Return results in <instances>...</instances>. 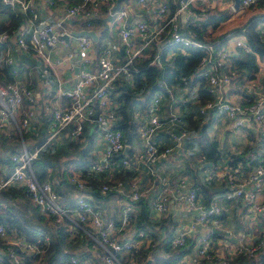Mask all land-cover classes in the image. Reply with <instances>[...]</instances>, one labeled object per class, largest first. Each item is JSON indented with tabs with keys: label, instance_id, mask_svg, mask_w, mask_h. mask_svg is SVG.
<instances>
[{
	"label": "built area",
	"instance_id": "2783aa9c",
	"mask_svg": "<svg viewBox=\"0 0 264 264\" xmlns=\"http://www.w3.org/2000/svg\"><path fill=\"white\" fill-rule=\"evenodd\" d=\"M56 0H0L3 4L22 10H29L30 17L14 33L15 42L25 54L34 57L40 63L42 83L50 87L48 78L53 64L62 60H71L78 57L85 64H91L89 50L93 44L90 37L78 36L75 51H69L62 59L52 58L51 51L60 40L59 34L68 33L61 29V23L55 21L51 24L34 26L39 6L43 3H54ZM61 1V0H59ZM65 1V0H62ZM155 0H137L141 6ZM206 0H179L177 7L163 17L168 8L166 3L151 12V20L142 18L129 21L126 9L113 11L114 21L118 22V34L122 43L125 57L119 63L111 59L109 48L103 47L97 56L94 68H79L76 77L70 85L66 82L70 78L59 80L62 85L57 88V94L65 98L64 102L51 103L48 92L44 96L46 103L44 110L48 114L43 142L28 150L24 143L23 132H27L31 124L40 120L37 117L36 101L39 93L30 87L26 80L17 78L20 66L10 55L8 47L0 51L1 65H7L9 74L13 76L11 82H0V130L4 135L10 136L17 132L20 138V147L17 153L11 155L12 168L6 176H0V191L8 186L21 188L39 212L46 218L52 216L55 224L67 226L71 238L88 236L83 249L85 252L71 253L67 264H137L132 253L140 248H147L153 237L142 229H133L130 237L121 238L120 232L130 227L137 215V206L134 202L145 197L149 185L143 189L138 183L128 185V198L118 207L116 219L107 218L102 211L92 202L90 195L91 179L96 174L109 170L116 158L123 165H128L132 160L123 155L126 147L123 131L117 127L122 118L118 107L120 91L116 90L118 78H130L131 72L136 71L134 61L144 56V50L159 41L162 36H168L166 42L183 46H197L204 53L197 67V76H205L207 90L211 97L202 100L198 106V113L211 119L226 118L231 122L232 130H249L256 137L252 139V150L246 154L245 164L240 158L242 149L238 148L222 161L209 163L204 178L213 177L222 182L220 193L212 194L203 200L197 188L192 185L193 175L181 174L177 182H172L167 176L157 172L160 161H166L177 155L181 147L182 136L186 137L187 131L181 130L180 135L175 129H167V135L173 140L172 144L159 145L155 139L158 130L167 124H179L183 117L174 113L161 116L160 95H154L146 106L147 119L139 128V138L142 152L137 159L143 163L146 172L159 183V190L149 201L150 210L167 215L170 211L171 197L180 189L185 190L186 210H196L186 222L176 221L177 226L170 240L172 248L184 245L188 239L194 241L188 253H185L174 264H228L238 254L257 259L256 264L264 258V201L258 199V193L264 187V84L256 76L250 77L227 69L231 52L224 43L218 44L214 40H202L197 33L182 31V20L185 12L194 14V5H202ZM259 0H240L239 7L246 8ZM115 0H66L65 14L70 17H80L90 25V19L96 17L101 7ZM234 0L228 3L232 12ZM163 18V20H162ZM262 35L263 28H258ZM27 34V37H26ZM243 38L245 37L242 34ZM10 37L7 32H0V43L4 44ZM236 47H244L245 41H235ZM151 63L160 64L159 52L154 54ZM74 61L69 63L73 68ZM186 82L185 77H182ZM234 88L238 98L230 100L227 95L229 88ZM131 86V89H136ZM91 123L100 134L101 149L97 160H92L82 166L69 168V182L73 185L74 204L59 201V195L54 190L52 181H40L33 168L32 161L37 157L38 151L48 144H55L59 140L77 138L83 132L84 124ZM15 130V131H14ZM10 133V134H9ZM255 149V150H254ZM92 153V151H91ZM95 153V152H94ZM100 195L111 191L124 193L126 184L122 179L102 180L97 185ZM17 199L19 197H16ZM235 200L243 205L240 216L246 229L260 230L249 238L246 233L235 236L237 242L232 247V227L222 218L223 204ZM0 205L5 206L3 201ZM47 220V219H46ZM204 228L200 233V229ZM43 237L37 242H28L14 234H9L6 227L0 223V241L4 244L2 254L8 258L9 264H25L26 256H36V261L30 264H45L44 254L49 244V234L42 233ZM163 235H161V238ZM149 239V242H146ZM91 243V246H90ZM152 260V259H151Z\"/></svg>",
	"mask_w": 264,
	"mask_h": 264
},
{
	"label": "crops",
	"instance_id": "0c3cea01",
	"mask_svg": "<svg viewBox=\"0 0 264 264\" xmlns=\"http://www.w3.org/2000/svg\"><path fill=\"white\" fill-rule=\"evenodd\" d=\"M68 1V0H67ZM115 2H110L104 4L98 15L103 14L104 8L106 5H111L109 11L103 18H105L109 13H111V17L109 20L103 21L107 29V33L102 38L101 34L98 32L97 25L91 24L89 26L83 25L84 22L80 17H70L65 14V1L56 0L54 3H43V5L39 6V10L37 13V18L34 20V26H42L45 24H51L55 21H59L61 23V29L70 31H78L81 29H94L98 35V41L100 39V43L104 44L103 47L109 48L111 51V59L114 63L121 62L124 57V51L122 50V43L119 38L118 34V22L114 21V15L111 12L112 7L116 4ZM223 1L224 0H206L205 2L195 4L194 14L185 12L183 15L182 20V31L188 33H197L198 36L202 40H214L220 35L226 36L224 45L226 48L231 52V56H235L237 54V47L235 46L236 40H241L242 42L245 41V37L243 38L242 34L237 33L235 34L234 30L236 28H232V24L236 23L240 26L243 23H246L249 19H259L257 24L258 28H263L264 30V0H259L257 3L249 6L251 7L249 12L246 15H240L239 17L236 14L231 12L227 21H220L223 17L224 12H219L223 8ZM179 0H155L152 3H148L145 6H141L137 3V0H119L117 8L114 10L119 9H126L129 13V21H137L138 19L145 18L148 22L153 24L151 20V12L156 10L160 4L166 3L168 8L166 13L163 17H166L168 13L172 12L178 4ZM240 8V7H239ZM238 8V9H239ZM16 10L18 8H15ZM236 9L235 11H237ZM97 15V16H98ZM214 17V18H213ZM95 18V17H94ZM235 19V20H232ZM163 20V18H162ZM239 26V27H240ZM231 27V28H228ZM229 29V30H228ZM101 38H100V37ZM261 37L264 39V32L262 33ZM168 36H162L159 41L150 45V48L156 45L157 51H161V49L165 48L167 44ZM78 39L75 36H70L68 42L64 40H59L56 46L51 51L52 58H64L69 51L74 52L75 47L77 46ZM97 42H93L89 54L92 60L91 64H85L84 62L80 61L78 57H74L71 60L64 59L59 64H53L52 70L48 76L50 80V87H46L42 83V78L40 75V63L34 58L27 54L32 60H34L35 65L30 63H26L22 61L21 63L18 61V54L22 51L18 48L15 38L13 35H10L8 40L4 42V47H8L10 55L13 56L14 61L17 65L20 66V73L17 78L26 80L30 83L31 87L34 91L38 92L40 97L37 99V117L40 120L42 117H47L48 114L44 110V104L46 103V99L44 96L48 92V98L51 103H58L64 102L65 98H61L57 94V88L62 83L59 80L70 78L66 82V85H70L73 83L76 74L79 68H94L96 65L97 56L100 52V49L103 48L101 46L96 45ZM76 44V46H75ZM75 46V47H73ZM149 48V47H148ZM147 50V49H146ZM23 53V52H22ZM173 54L172 51L166 50L165 57H171ZM64 56V57H62ZM74 61L73 68L69 67V63ZM258 68L254 72V76H256L260 81L264 84V57L258 58L257 60ZM1 65V63H0ZM201 81V80H200ZM200 83L197 81L193 87H184L179 84H172L170 86L164 84V88L166 93H154L152 94L147 101H150L152 96L159 94L160 101L162 104L161 107V116H165L167 113H174L183 117V120L179 124H174L169 126L164 124L157 134L155 135V139L158 141L159 145L165 146L172 144V139L167 135V129L170 127L171 129L176 130V134L180 135L181 130L190 129L194 126L193 122L196 119H200L199 123L195 121L196 125L200 126L202 124V128H206V133L210 140H215L218 143V151L219 157L216 160L217 162L222 161V157L228 155L229 153L233 152L234 150L240 148L242 149L241 157H243L242 161L246 157V153L244 150L247 146L251 144V140L253 139L256 143L257 137L249 132V130L244 129H237L232 130L231 122L226 118L220 117L216 119H211L206 115H201L198 113V106L202 102L203 98H201V94L198 92V86ZM207 89V81L204 79L203 86ZM227 95L230 100H235L238 98L237 93L234 92V88H229L227 90ZM140 98V97H139ZM135 97V101H133L127 107V128L123 131L124 139L126 143V147L124 149L123 155L125 157H129L132 161L128 165H123L119 162V159L116 158L114 164L109 168L108 171L102 174H96L91 179H89V183L96 180V182H100L104 179L106 180H116L122 179L126 184V190L124 193L114 192L111 193V196L106 195H99L98 197H94V192L89 188L90 195L92 197V202L102 211L103 215L107 218L116 219L117 211L119 204L128 198V190L130 187L128 185L130 183H138L140 187L143 189L145 185H149L148 193L146 194L145 198L148 200L155 196L157 191L159 190V183L157 182L156 178L151 177L145 170L144 165L137 159L138 154L142 152V145L139 138V128L142 123L147 119L146 108L144 106L145 103L140 102V99ZM150 102H148L149 104ZM142 108L145 110L144 115H142ZM42 116V117H41ZM194 129V128H193ZM88 134L89 136V147L85 158H92V160H97L100 156V149H101V141H100V134L94 127H88ZM185 137L182 136L181 143L184 142L183 139ZM24 143L28 146L29 142L24 140ZM61 145H64V142L59 140L55 142L53 148L58 149ZM195 141L192 142L191 146L181 147L177 150V155L174 158L168 159L166 161H160L157 165V172L161 175L167 176L172 182H177L179 176L182 174V170L187 168L188 164L191 163L190 171H193V179L192 184L196 186L199 195L202 196L203 200L210 198L212 194L220 193L223 184L220 182L219 179L213 177L210 180H206L204 178L207 168L209 167L208 162H204L203 167L200 165L202 162L201 158L190 161L189 155L198 152L195 146ZM20 146V143H19ZM28 149V148H27ZM30 150V149H28ZM193 150V151H192ZM255 150V149H254ZM92 151V153H91ZM95 152V153H94ZM198 154V153H197ZM222 158V159H220ZM91 162V161H90ZM86 163L83 161L71 163L69 168L85 166ZM245 164V163H244ZM77 169V168H75ZM69 171V169H68ZM4 172L2 165H0V175ZM196 176V179L194 178ZM55 181V179H54ZM97 183V184H98ZM258 199L264 201V187L258 193ZM22 201L21 205H30L32 203L25 199L24 197L19 199ZM27 203V204H26ZM66 203V202H64ZM135 203V202H134ZM68 204V203H67ZM34 205V204H33ZM2 206V205H0ZM35 206V205H34ZM3 207V206H2ZM138 211V207L137 210ZM170 212L167 215L159 214L156 211H152L150 213V217L152 220L159 222L161 218H165L167 216H172L174 221L186 222L196 211H188L186 210V197H185V190L180 189L176 195L171 197L170 201ZM243 212V205L237 204L235 200L226 201L223 204V212L222 218L225 222L231 224L232 227V247L237 242V238L239 234L246 233L249 238L253 237L254 234H258L260 230L250 231L245 228L244 223L242 222L240 216ZM204 228L200 229V233H202ZM133 229L131 227H127L120 232L121 238L125 239V237H130L132 234ZM163 235V234H161ZM146 242H149V239H146ZM193 242V241H191ZM3 248L0 247V253ZM2 254V253H1ZM5 255V254H3ZM5 257H7L5 255ZM8 259V258H7ZM152 261V260H151ZM150 261V262H151ZM0 264H9L8 260L7 263L1 262ZM145 264V262L143 263Z\"/></svg>",
	"mask_w": 264,
	"mask_h": 264
},
{
	"label": "trees",
	"instance_id": "16d2710c",
	"mask_svg": "<svg viewBox=\"0 0 264 264\" xmlns=\"http://www.w3.org/2000/svg\"><path fill=\"white\" fill-rule=\"evenodd\" d=\"M110 6L109 4L106 5L103 14L87 21L97 25L98 32L101 34L102 38L107 33L103 17L108 13ZM15 8L16 7L0 2V32H7L10 35H14L20 26L32 17V13H30L29 10H22L20 8L16 10ZM221 20H223V17ZM258 22L259 19L252 18L234 30L235 34L240 33L245 36V46H247V49L244 47H237V54L235 56H230L227 69L235 70L237 73L245 74L250 77L254 76V72L258 68V58L264 57V39L257 29ZM82 24L85 25L86 23L82 22ZM217 39L219 40L217 45L222 44L225 42L226 36L222 34L218 36ZM96 45L101 47L104 46V44L100 43V39ZM3 47L4 44L0 43V51ZM164 47L165 48L161 49V51H157L159 52L160 64L150 62L157 49L154 44L152 48L149 46L147 50H144V56L134 61V66L137 70L131 72L130 78L120 77L116 82L115 89L120 91V96L118 97L120 106L118 110L122 115L117 127L122 131L128 127L127 107L135 101V97L137 96L131 92L138 88L141 91L139 97L142 99L143 104L154 93H166L164 84L168 86L179 84L189 88L193 87L192 84L194 85L198 81L200 83L198 92L201 94V98L205 99L211 97L208 90L202 87L205 76L196 75L198 63L204 53L203 49L197 46L181 47L177 44H167ZM166 50L173 52L171 57H165ZM18 61L20 63L22 62L21 60ZM182 77H185L186 82H184ZM13 79V76L9 74L8 66L3 64L0 65V82H11ZM133 85L137 87L134 90L131 89ZM47 121V117H42L39 123L34 121L30 129L27 132H23V139L29 142L27 146L28 149L34 150V148L43 142ZM195 121L199 123L200 119L198 118ZM195 121L193 122V128L195 130L197 129L198 135L194 141L199 158L202 160L200 165L203 167L204 162L212 163L218 159V143L215 140H210L206 133V128H202V124L200 126H198V124L196 125ZM90 126H92L91 123H85L83 132L80 136L62 140L64 145H61L58 149H54L53 144L45 145L38 151L37 157L32 161V168L37 178L40 181L50 179L54 190L59 195V201L62 203L66 202L70 206L74 204L75 199L73 185L69 182L68 169L71 163L80 161L88 163L92 161V158H85L90 144V135L88 134V127ZM251 150L252 147L249 145L245 148L244 153L247 154ZM18 151L19 143L7 139L4 132L0 130V165H2L4 169V172L1 173L0 176L6 177L11 172V155ZM189 159L190 161L194 160L191 159V155H189ZM238 159H243V157L235 158L232 162L235 163ZM245 159L246 157L244 161H242L243 163H245ZM190 168H192L191 163L188 164L187 168L184 170L185 173L182 172V174H192L193 171H190ZM194 178L196 179L195 175ZM97 183L98 182L95 180L90 186L96 198L99 194L97 191ZM193 186L196 188L195 185ZM111 193H114V191L109 192L106 196H111ZM16 197L19 198L17 199ZM23 197L29 200L24 192H22L21 188L15 186H8L0 191V201L5 203V206H0V223L6 227V231L9 234L19 236L28 242H37L41 240L43 237L42 233L49 234V244L44 254L45 264H67L71 253L75 252L77 254H82L85 252V249L78 247V241L83 240L86 242L88 236L83 234L78 240L77 238H71L67 226L60 225L58 227L52 216L46 218V216L39 212L37 207L33 204L32 206L27 203V205H21L22 201L19 199ZM135 205L138 207V211L130 227L135 230H144L153 237L151 242H155L154 245L149 243L147 248H140L138 251L132 253L137 264H143L147 258L152 259L150 264H174V262L178 261L185 253L190 251L194 244V241L191 239H188L184 245L176 248H172L169 245L177 226L172 216L169 215L165 218H161V220L157 222L150 217L151 210L147 199L140 198L135 202ZM161 234H163L162 238ZM0 247H4L1 241ZM36 258V256H26L25 264L36 261ZM7 260V257L0 253V263H7ZM256 261L257 259L254 257L238 254L232 259V262L228 264H256ZM259 261L264 263V258L261 257Z\"/></svg>",
	"mask_w": 264,
	"mask_h": 264
},
{
	"label": "rangeland",
	"instance_id": "374dc122",
	"mask_svg": "<svg viewBox=\"0 0 264 264\" xmlns=\"http://www.w3.org/2000/svg\"><path fill=\"white\" fill-rule=\"evenodd\" d=\"M230 2V0H224L223 1V8L221 9V10H218L219 12L221 11V12H224V14H223V21H227V19L229 18V16H230V14H231V11L228 9V3ZM250 8L251 7H246V8H242V7H240L237 11H232V13L233 14H236V16H240V15H246V13H248L249 12V10H250ZM232 20H235V19H232ZM222 21V20H221ZM235 24H237V22L236 23H234V24H232V25H234V26H232V28L234 27V28H237V27H239L240 26V23H238V25H235ZM228 28H231V27H228ZM229 30V29H228ZM77 44H78V42H77ZM75 46H76V44H75ZM75 46H73V47H75ZM62 57H64V56H62ZM132 94H134V95H137L136 97L137 98H139V95H141V91L139 90V88L137 89V90H135V91H132L131 92ZM140 99V98H139ZM140 102H143L142 101V99H140ZM148 102L149 101H147V103H145L144 104V106H145V108H146V106L148 105ZM144 112H145V110L142 108V115H144ZM187 130V135H186V137L183 139V141L184 142H182L181 143V145H182V147H187V146H191V144H192V142L195 140V138L197 137V135H198V132H197V129L195 130V129H193V127L192 128H190V129H186ZM15 131V130H14ZM10 134V133H9ZM6 136V135H5ZM6 138L7 139H11V141L12 142H17V143H20V138H19V135H18V133L17 132H12L11 134H10V136H6ZM20 147V146H19ZM193 151V150H192ZM191 155V159H194L195 161H196V159H198V154H197V152H194V153H192V154H190ZM181 172H184V170H182ZM185 173V172H184ZM79 238H81V237H78V239ZM84 244H85V242L82 240V241H78V247H82V246H84ZM90 246H91V243H90Z\"/></svg>",
	"mask_w": 264,
	"mask_h": 264
},
{
	"label": "water",
	"instance_id": "95a60500",
	"mask_svg": "<svg viewBox=\"0 0 264 264\" xmlns=\"http://www.w3.org/2000/svg\"><path fill=\"white\" fill-rule=\"evenodd\" d=\"M118 2H119V0L116 1V4L112 7L111 12H113L117 8ZM239 4H240V0H234L233 7L235 9H238L239 8ZM110 17H111V13H109L105 18H103V21L109 20ZM70 36H75V37H78V36H87V37H90L93 42H98V35H97L96 31L94 29H88V28L81 29V30H78V31H70L68 33L59 34L58 37L61 40H64V41L68 42V39L70 38ZM18 58L20 60L26 62V63H30L32 65H35L34 60H32L25 53L20 52L18 54ZM174 131L176 133V130H174ZM194 211H196V210H194ZM150 261H151V259L150 258H147V260L145 261V264H150Z\"/></svg>",
	"mask_w": 264,
	"mask_h": 264
}]
</instances>
